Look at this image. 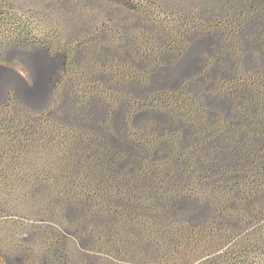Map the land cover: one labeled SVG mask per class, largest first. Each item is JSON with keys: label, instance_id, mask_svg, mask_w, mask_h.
Here are the masks:
<instances>
[{"label": "trees", "instance_id": "16d2710c", "mask_svg": "<svg viewBox=\"0 0 264 264\" xmlns=\"http://www.w3.org/2000/svg\"><path fill=\"white\" fill-rule=\"evenodd\" d=\"M203 1L179 19L160 6L174 25L64 62L46 109H10L19 147L44 148L8 163L40 168L10 181L23 195L13 209L55 240L39 264H171L175 253L179 264H264V0ZM205 36L197 71L179 81ZM99 68L111 71L96 80ZM68 235L100 254L65 253Z\"/></svg>", "mask_w": 264, "mask_h": 264}, {"label": "rangeland", "instance_id": "374dc122", "mask_svg": "<svg viewBox=\"0 0 264 264\" xmlns=\"http://www.w3.org/2000/svg\"><path fill=\"white\" fill-rule=\"evenodd\" d=\"M206 4L207 2L203 0H0V66L16 71L25 81L21 82L10 72H1L0 100L9 88L7 84L10 88L17 87L20 90L18 93L20 97H30L34 105L42 108L45 102L43 98L51 80L61 71L60 61L81 64L86 59L97 56L101 50L116 51L117 45L127 43L126 37L133 38L136 44L144 34L154 33L156 26L174 25L169 24L168 20H162L165 13L160 10V6L166 9L170 19H179L184 13L182 9H189V13L193 14L198 11L199 5ZM202 17L209 21L214 18L210 12L203 13ZM119 27L120 31L117 30ZM29 39L41 45L40 47H50L55 55V62H44L41 52L16 51L11 48ZM211 39L205 36L194 43L192 50L178 65L182 76L197 71V57L200 51L211 45ZM25 64L37 68L39 76L31 79L26 73ZM41 66H45L44 70ZM245 69L253 70V62L247 60ZM110 71L99 68L92 76L99 80ZM81 74L79 72L76 76L82 78ZM35 78L41 81L38 87L35 86ZM83 87L82 85L80 88ZM136 92L141 94L137 89ZM222 107L225 108L223 104ZM154 118L141 115L136 123L140 124ZM155 119L167 120L159 112ZM6 124L7 120L0 119V264H39L37 255L51 251L55 240L47 236L35 237L30 230L34 220L25 213L13 209L17 202L23 200V195L20 194L19 188L14 189L10 181L12 173L33 174L40 168L34 165L12 167L8 166V163L11 157H21L27 154L26 152L35 156L37 152L44 151V148L40 147L42 141H36L32 144L34 147L30 146L23 151L17 143L22 137L17 134L16 123H12L13 125L8 128L5 127ZM204 217L205 215L196 216L193 221L198 223ZM35 224L50 226L61 233V230L52 226L50 222L36 221ZM57 237L61 235L58 234ZM65 238L70 244L63 250L65 253L91 251L92 254H100L94 250H74L72 247L76 246L77 241L70 235ZM179 258L178 253L172 254L171 264H179ZM205 258L206 255L203 259Z\"/></svg>", "mask_w": 264, "mask_h": 264}, {"label": "flooded vegetation", "instance_id": "af4514ba", "mask_svg": "<svg viewBox=\"0 0 264 264\" xmlns=\"http://www.w3.org/2000/svg\"><path fill=\"white\" fill-rule=\"evenodd\" d=\"M40 46L41 45L35 44L33 40L29 39L27 41L23 40L22 43L14 46V47H11V48H13V50H16V51L41 52L42 60L44 62L54 63L56 58H55V55L52 52V50H50V47H40ZM202 52H203V50L200 51V53H202ZM25 66H26V73L32 79L33 78L32 71L29 70L28 64H25ZM64 69H65L64 62L60 61V70L61 71L59 74H57V76L53 80H51L49 88L47 89L45 96L43 98V100L45 102L43 104V107L40 110L46 109L47 106L49 105V102L51 100V95L55 90L56 80L58 78H60L61 74L64 72ZM191 76H192V74H190L188 76H181L179 81H181L183 78H188ZM49 78H51V77H49ZM207 89L212 90V88H210V87H208ZM34 106H36V105H34ZM10 109H13L15 111L27 110V111H31L34 113H36L38 111V110H36V108H33L32 106L24 103L22 101V99L20 98L19 94L16 92V89L14 87L8 88V90L5 92L3 98L0 100V119L1 120H3V121L7 120V122H13L16 120V117H13L14 113H11V114L9 113Z\"/></svg>", "mask_w": 264, "mask_h": 264}, {"label": "water", "instance_id": "95a60500", "mask_svg": "<svg viewBox=\"0 0 264 264\" xmlns=\"http://www.w3.org/2000/svg\"><path fill=\"white\" fill-rule=\"evenodd\" d=\"M28 68H29L30 71H32V73H33V77H35V76L37 77L38 72H39V71L37 70V68H35L34 66H28ZM34 68H35V70L33 71ZM44 68H45V66H41V69H42V70H44ZM41 69H40V70H41ZM1 72H10V73H12L13 75H15V76L17 77V79H19L21 82H24V83H25V81H24V79L22 78V76H20V74H18V73H17L16 71H14V70H9V69H6V68L0 66V73H1ZM38 76H39V75H38ZM34 83H35V86L38 87V85L41 84V81H40V80H37V79L35 78ZM6 86H7V88H8V87L10 88V85H7V84H6ZM11 87H12V86H11ZM15 89H16L17 93H19L20 90H19L17 87H16ZM20 98L22 99V101H23L24 103H26V104L32 106L33 108H36V110H40V109H41V108L38 107V106H34V103H33L32 99H31L30 97H24V96H21Z\"/></svg>", "mask_w": 264, "mask_h": 264}, {"label": "bare ground", "instance_id": "6f19581e", "mask_svg": "<svg viewBox=\"0 0 264 264\" xmlns=\"http://www.w3.org/2000/svg\"><path fill=\"white\" fill-rule=\"evenodd\" d=\"M29 66V65H28ZM34 71V70H33Z\"/></svg>", "mask_w": 264, "mask_h": 264}]
</instances>
